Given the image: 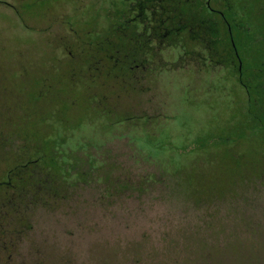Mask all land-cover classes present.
<instances>
[{"label":"rangeland","instance_id":"rangeland-1","mask_svg":"<svg viewBox=\"0 0 264 264\" xmlns=\"http://www.w3.org/2000/svg\"><path fill=\"white\" fill-rule=\"evenodd\" d=\"M203 2L0 0V264H264V0Z\"/></svg>","mask_w":264,"mask_h":264},{"label":"trees","instance_id":"trees-1","mask_svg":"<svg viewBox=\"0 0 264 264\" xmlns=\"http://www.w3.org/2000/svg\"><path fill=\"white\" fill-rule=\"evenodd\" d=\"M171 4H174L173 2H171ZM134 6V5H133ZM204 7V6H203ZM206 10V9H205ZM197 12L199 13L200 12V8L198 7L197 9ZM206 12H208L206 10ZM215 12H213V14L211 15H214ZM224 16V15H223ZM220 20V23L222 24L223 26V29L225 31V34L227 35L228 39H229V45H230V48L232 49V51L234 52V54H237L235 52V43H234V40L231 36L232 34V29H231V24H230V21H228L227 19H225V17L222 18H219ZM201 25L202 23L197 20V24L196 26L194 27L193 31L194 33L192 32V29H187L186 30V36L188 39H194L196 40L197 42V45H201V47L203 48H207L210 46V40L207 38V37H204V31H202L200 34H199V31L201 30ZM211 32H212V35H213V39H216L218 38V25L215 23V22H211ZM247 30V28H245ZM217 42V39L214 40V43ZM1 185H6V184H1Z\"/></svg>","mask_w":264,"mask_h":264},{"label":"flooded vegetation","instance_id":"flooded-vegetation-1","mask_svg":"<svg viewBox=\"0 0 264 264\" xmlns=\"http://www.w3.org/2000/svg\"><path fill=\"white\" fill-rule=\"evenodd\" d=\"M143 1L144 0H141V3H143ZM211 1H213V0H204V2H203L204 9H206L210 14H213V12H215L214 15H217L219 18L223 19V17H224L223 14H221V13H219V11H215V10H213L211 8V6H210L211 5ZM136 2H137V0H134V3H136ZM135 10L136 11H135V14L133 15V18L137 19L141 23L147 19V18H144L143 14H140L139 12H137V9H135ZM148 13H149V11H148ZM149 15H151V14H149ZM153 29H156V28H152V30ZM149 30H151V29H149ZM159 31H161V30H159ZM148 34H151L148 37L149 40L147 39L145 41L149 42L151 39H153V41H155L158 45L163 44V39L162 38L166 36V34H162L161 32L156 33V35H154V33H152V32H149ZM156 48L157 47H154V46H151V48H149L148 46H145V47L140 48V49H146L147 52L154 53V52H156ZM192 55H194V54H192V52H191L190 57H192ZM235 55H237V54H235ZM184 62H186V61H184ZM189 62L192 63L193 61H189Z\"/></svg>","mask_w":264,"mask_h":264}]
</instances>
